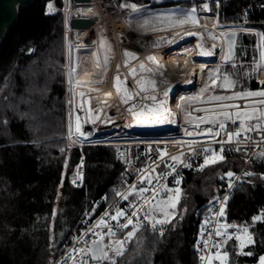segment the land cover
Here are the masks:
<instances>
[{"label":"trees","instance_id":"16d2710c","mask_svg":"<svg viewBox=\"0 0 264 264\" xmlns=\"http://www.w3.org/2000/svg\"><path fill=\"white\" fill-rule=\"evenodd\" d=\"M46 1L32 0L19 7L15 22L0 42V264H52L61 253L60 244L77 230V219L83 218L99 198L105 196L109 203L115 190L122 187L121 170L113 160L110 146L90 145L80 151L70 148L64 138L63 20L59 14L44 15ZM114 3L119 8L126 5L137 8L148 0H114ZM56 4L60 6L61 1L56 0ZM162 5H177L200 13L218 10L213 4L204 5L195 0L164 1ZM253 69L250 63L240 61L227 67L226 71L238 84L232 92H222L220 97L264 91V84L255 81ZM181 121L186 120L181 118ZM80 154L84 158V185L81 189H71L69 178ZM201 166L194 167L182 180L180 201L176 205L179 216L167 223L162 235L138 231L141 247L135 248L130 243L116 264L197 263L192 252L197 218L207 214L211 202L225 190L217 183L218 175L229 169L237 170L239 164L219 160ZM60 186L63 194H69L67 202L72 204L65 215L69 228L61 237L52 234L54 246H50V238H46L49 231L45 223L39 224V219L53 213ZM105 206L100 205L95 213ZM259 209L261 219L247 231L251 237L246 247L248 255L240 256L235 250L228 264L237 261L256 264L264 255V178L253 177L233 192L224 217H251ZM37 239L40 244L35 247ZM232 242L230 239L225 244L229 246ZM35 252L47 258L38 261L32 257ZM23 253H30V257L24 258Z\"/></svg>","mask_w":264,"mask_h":264},{"label":"built area","instance_id":"2783aa9c","mask_svg":"<svg viewBox=\"0 0 264 264\" xmlns=\"http://www.w3.org/2000/svg\"><path fill=\"white\" fill-rule=\"evenodd\" d=\"M60 1V6L56 4V0L46 1L44 15L53 16L59 14L62 16L65 44V58L61 67L65 83L66 134L64 138L68 141L70 148H77L82 151L83 148L89 145L77 144L74 142L73 136L69 135V129H71L69 110L77 112L81 106H90L93 100H91L92 98H86V87L93 89L104 77L107 79L106 85L99 88L98 94L105 96V98L110 93L114 94L117 91L116 87H114L117 76H112L114 64H121L123 62V51L135 53V51L125 47V43L132 41L143 50L142 43L144 44L146 39H141L144 36L135 34L129 29L128 17L132 11L130 7L119 8L115 5L114 0H89V2ZM195 1L204 5H216L218 10L212 13L215 21L211 23L216 24L221 29L216 31V34L222 43L224 39L223 35L227 31H235L238 35L247 34L254 39L255 52L257 56L259 55L260 49L257 39L259 37L258 29H261V37L264 36V0ZM72 18H88L93 20V24L88 29H71L69 21ZM139 36L142 41L141 43L138 42ZM100 40L105 43L107 48V68L98 54ZM199 44L205 50L199 53L200 55L194 57V60L206 63L211 62L214 57L213 53L207 48L208 43L203 40ZM151 46L154 50L157 49L158 51L168 50V47L166 49L164 44L159 45L155 41L152 42ZM222 46L226 47L225 53L228 55V47L224 43ZM261 46L262 52H264V41H262ZM70 48L77 57L75 72L70 68ZM88 48L92 49L91 59L94 62V70L90 79L79 77L77 73L81 61V52L86 51ZM228 60H232V57ZM97 61H99L98 64ZM254 63L256 68L255 80L264 84V66L258 62ZM191 76L195 78V75ZM121 80H124V84H121ZM119 83L120 89L123 91L128 90L123 87V85L128 83L125 78H120ZM195 84L198 85V83ZM72 94L75 95V98L71 100L70 96ZM189 97L191 101L186 106L185 114L189 116L190 120L187 122H181V108L179 104L181 97L176 95L173 100L172 98L166 99L164 103L165 108L160 114L148 117L146 121L136 122L137 128L133 132L124 135H129L127 139H115L114 143L108 145L113 150L114 162L121 170L119 183L122 187L121 189H116L114 199L98 215L83 217L76 222L78 230L69 235L60 244L61 253L54 264H72L71 260L66 261L65 259L68 253L74 248H85L88 244H91L92 240L96 239L92 235L93 230L107 233V227H95L102 218L116 232V236L112 237V240H124V237H121V235L126 231H132L133 226L136 227V231L147 230L149 233L162 235L166 229V225L165 223H157L159 219H157L156 214H159L164 208H168L162 202L167 201L169 195L174 196V193L169 190L179 188L181 195V183L186 173L198 165H203L205 157H211L213 152L222 155V160L236 161L239 166L237 170L229 169L226 173L218 175L217 183L223 185L225 190L211 202L208 213L197 218V236L192 246V252L197 258L196 264H208L207 260L202 261L200 259L202 255L206 257L209 255L214 256L219 250V247H216V245L220 246V242L227 239L229 234L237 235V233L243 232L242 229L244 227L248 229L257 221H254L253 218L261 215V209L253 216L241 219L225 218L224 214L223 216L220 215V209L223 206L225 210L233 192L243 181L253 177L264 178V129H254L244 132L239 136H234L230 143L222 144L220 141L228 139L227 133H234L239 130L240 120L236 118L233 110L245 111L250 109L252 112L253 109H256V115L259 117L260 113L264 112V104H260L259 101L264 98L246 97L222 101H205L199 97ZM222 105H235L238 107L223 108L221 107ZM109 106L116 107L114 104H110ZM217 107L223 108L226 112L233 114L232 119L206 116L207 113L216 111L215 108ZM201 119H208L212 122L201 123ZM233 120L236 122L233 123ZM219 122L225 124L223 130L219 128ZM259 123H264V117L245 121L246 126ZM197 124H199V127H196ZM208 129H212L213 133L219 132L220 134H196L207 132ZM188 132H192L193 135H187L186 133ZM204 149H208V151L205 152ZM172 156H178L180 160L173 161L171 160ZM185 164L189 166L186 167ZM258 166H262L263 168L259 169L257 168ZM153 168L155 171H152ZM142 170L146 171L152 179L151 185L146 181L143 184L140 183L141 175L143 174ZM229 172L233 174L231 177L227 175ZM84 173V158L80 154L69 179L71 188L81 189L83 187ZM177 180L180 181L179 184L176 183ZM132 185H136L137 189L140 187L148 188L149 191L144 193L140 198H137L133 194L127 200L117 195L118 192L125 193ZM153 190L159 191V196L152 200L151 206L144 204L145 197L152 198ZM226 197L227 199L225 200ZM157 203H160V207H154ZM141 205L143 206L141 207ZM137 207L140 208L137 216H131V213ZM116 209H120L125 213L124 217L119 218L120 224L126 223L128 218L133 220V224L129 225L128 228H117V221L109 219V216L115 215ZM106 213H108V216L105 215ZM145 213H150V215L146 217ZM217 229L225 233V235L217 236ZM80 238H83V241H87V244L84 242L77 243V240ZM110 242L108 236H105L104 243L108 244ZM108 251L109 256H111L113 253L110 250ZM84 259L88 261V264L107 263V260L92 262L87 256ZM79 260L80 258L77 257L76 264H79ZM211 264L220 263L218 260L213 259Z\"/></svg>","mask_w":264,"mask_h":264},{"label":"rangeland","instance_id":"374dc122","mask_svg":"<svg viewBox=\"0 0 264 264\" xmlns=\"http://www.w3.org/2000/svg\"><path fill=\"white\" fill-rule=\"evenodd\" d=\"M159 3L161 2L157 0H148V3L137 7L136 11L132 10L128 17V27L135 34L142 35L144 37L154 36V41L159 45L164 44L166 49L167 47L169 49L171 48L170 52L167 53L168 55L170 54L169 58H167L168 61L158 63L157 58L155 59L154 56L151 57L150 53L146 52L144 49L141 52L135 53L123 51V62L121 64H114L115 67L114 71H112V76L125 78V80L128 81V83L123 85V87L131 92V99L126 100L127 102H123L125 101L123 99V93L126 90L123 91L120 89L119 93L116 91L114 94L110 93L106 95L109 101L105 103L106 106L114 104V106H116L115 110H118L121 113L120 115L122 119L119 125H121L122 128L115 131L106 129L97 140H84L83 138L78 139L75 131L76 128L74 120L77 119L76 116L79 117L81 114L83 115V111L81 110L82 112H75L74 110H69V122H71V129H69L71 130V133L69 132V135L73 136L75 143L86 144L89 146H108L114 143L115 139H127L129 135H124L126 133L133 132V130L137 128V125L135 124L136 122L146 121L148 117L160 114L165 108L164 103L166 99L172 98L173 100L176 95L181 97L179 102L181 108V118L186 120L181 122H187L190 120L189 116L185 114L186 106L191 101L189 96L199 97L205 101H215L212 100L211 97L221 96L222 92H232L237 86V79L228 73L226 68L236 65L238 62L233 58L232 60H225V57L227 56L225 53L226 47L222 46L223 43L216 34V31L221 29L219 26L212 23L209 26H204L201 19L205 17L214 22L215 20L213 18V14L209 12H195V23H193V21L187 19L188 14L193 12L192 10H185L181 6L177 5L159 7V5H161ZM125 7H130V5ZM181 20L185 22L181 24ZM194 34H199L203 40L209 44V51L213 53L214 57L211 62L206 63L204 61L194 60V57L200 55L199 53H202L205 50V48L201 47L200 44L198 45L196 41L194 42V38L191 39ZM99 43L100 47L98 54L104 61V65L107 68V63L105 64V57H107L108 60L107 48L104 42L102 46V40H100ZM250 52H252V50H250ZM125 53H128V55L126 56ZM150 57L152 58V62L149 59ZM204 57L206 58L205 54ZM263 61L264 59L261 62ZM76 63L77 57L73 54L72 49L70 48V68L72 71L75 69ZM141 65H143V68H141ZM251 65L254 66L253 75L254 79H256L255 65ZM162 70L164 73H162ZM191 75H195V78ZM199 76L201 79H198ZM225 77H228V79L232 82L230 86L225 85ZM106 82L107 79L104 77L103 80L95 85L93 89L86 87V98L100 96L101 94H98L99 88L105 86ZM195 83H198V85ZM70 97L72 100L75 98V95L72 94ZM153 97H155V100L152 99ZM215 110L216 111L212 113H207L206 116H217L219 118L225 117L220 114L221 112H226L223 108L217 107ZM237 111L241 110H233L234 113ZM247 111L251 113L250 109ZM93 113V115H96L98 111H94ZM110 124H112V122H110ZM104 126L109 128V123H105ZM66 191H69V189L67 188ZM68 198L69 194H63V188L60 186L57 189L55 196L53 213L48 218L39 219V224L44 225L45 223V227L49 231L48 233L46 232V238H50V246H54L52 234L56 233L59 237H61L68 231L69 222L66 220L65 215L70 211L69 205H72L67 202ZM178 203H176V205ZM165 212L169 213V215L166 216ZM181 215H183L182 212ZM176 216H179V210L176 209V206L175 208L169 206L168 208H164L161 212H159V214H156L157 219L167 221L165 222V225H167V223L173 220ZM246 235L247 233L245 234L244 232H239L235 235V240L237 241L239 247L238 250H240L243 247V244H245L244 238ZM236 237H239V239ZM39 241L40 240L37 239L35 247L40 244ZM130 243L133 244L135 248L141 247L142 242L138 231H135L132 238L125 242L123 253L126 251ZM53 253L54 247L52 248V254ZM22 255L26 259L30 257V253H23ZM122 255L114 256V254H112L110 257H113L116 261V259ZM32 257L38 261H41L42 258H47L36 252L32 255ZM216 260H218L221 264L219 259ZM106 264H109L108 260ZM224 264H226V260L224 261Z\"/></svg>","mask_w":264,"mask_h":264},{"label":"snow or ice","instance_id":"6c2138e0","mask_svg":"<svg viewBox=\"0 0 264 264\" xmlns=\"http://www.w3.org/2000/svg\"><path fill=\"white\" fill-rule=\"evenodd\" d=\"M127 6V5H126ZM132 8L133 11H136V7L135 5H131L130 6ZM195 9H193L192 13H189L187 16L188 20L193 21V23H195ZM185 21L181 20L180 23L183 24ZM261 40L264 41V36L261 37ZM102 46H103V41H102ZM125 55L127 56L128 53H125ZM231 56V53L229 52V54L225 57V60L229 59ZM261 57L262 59H264V52L261 53ZM150 60L152 59L151 57L149 58ZM99 63V61H97V64ZM107 63V57H105V64ZM141 68H143V65H141ZM73 72H75V69H73ZM225 80V85L226 86H230L232 84V82L228 79V77L224 78ZM114 87H116L117 92L119 93L120 91V83H119V77L116 78V83L114 84ZM143 90V89H142ZM203 91V90H202ZM166 94V93H165ZM246 97H261L264 98V91H259V92H246L243 94H236L234 96H228V97H220V96H215V97H211L212 100L215 101H222V100H232V99H239V98H246ZM128 99H131V96H128ZM153 100H155V97L152 98ZM123 102H127L126 100ZM260 104H264V99H261L259 101ZM221 107L223 108H229V107H238L235 105H222ZM257 110L253 109L252 112H248L247 110L241 112V111H237L234 115L236 116L237 119L240 120V126H239V130L234 132V133H227L228 139L226 141H220V143H230L232 142V139L234 136H239L244 132H248V131H252V130H261L264 129V123H259V124H255V125H251V126H246L245 121H249V120H253V119H258L260 117H264V112L260 113V116L257 117L256 115ZM221 115L225 116L226 119H232L233 114H230L228 112H221ZM77 120H79V117H77ZM212 121L208 120V119H201V123H210ZM236 121L233 120V123H235ZM196 127H199V124L196 125ZM219 128L221 130H223L225 128V124L223 122H219ZM77 132H79V125H77ZM71 133V130H70ZM187 135H193L192 132H188L186 133ZM197 135H219V132H215L213 133L212 129H208L207 132H200V133H196ZM71 138V136H70ZM245 139H247V137H245ZM191 146V145H190ZM205 152L208 151V149H204ZM163 155V154H162ZM223 156L219 155L216 152H213L211 157H205L204 160V165L201 166V168H203L204 166H207L209 164H215L216 162H218L219 160H222ZM171 160L173 161H179L180 157L178 156H172ZM185 166H189L187 164H185ZM152 171H155V169L153 168ZM142 175H141V179H140V183L143 184L145 181L151 185L152 184V179L149 177V175L147 174L146 171L142 170ZM229 177H231L233 174L231 172H229L227 174ZM249 175H251V173H249ZM158 179V178H157ZM177 184L180 183L179 180L176 181ZM149 189L148 188H144V187H140L139 189H137L136 185H132L130 189H128L125 193H117L118 196H121L122 199L127 200L129 196L135 194L137 198H140L143 196L144 193L148 192ZM170 192L174 193L173 195H169L167 201H163L162 203L165 205V207H172L175 208L176 203L179 202V195H180V189H174V190H169ZM157 196H159V191L157 190H153V196L152 198H144V204H148V205H152V200L155 199ZM227 199V197L225 198V200ZM143 205H141L142 207ZM154 207H160V203H157ZM140 211V208L137 207L135 208V210L131 213V216L135 217L137 216L138 212ZM224 214V208L223 206L220 209V215L223 216ZM106 216H108V213L105 214ZM125 213L123 211H121L120 209H116L115 211V215H111L109 216V219L112 221H117L116 227L117 228H128L129 225L133 224V220L131 218L127 219L126 223L120 224L119 223V218L124 217ZM150 215V213H145V216L148 217ZM165 215H169V213L165 212ZM261 217L257 216L254 217L253 220H260ZM167 222L166 220H158L157 223H165ZM96 228H104L107 227L108 231L107 233H102V232H97L95 230H93L92 235L94 237H96V239H93L91 244H88L87 247L85 248H80V249H76L74 248L72 251H70L67 255V257L65 258L66 261L67 260H71L72 264H76L77 262V257L80 258L79 260V264H88V261L84 259V257H89L91 260L93 261H104V260H108L109 264H116L115 260L113 259V257L109 256V251L110 250L114 256H120L123 253V248H124V244L127 240L131 239L132 236L134 235L135 231H136V227L133 226V230L127 233V236L125 237V240H112V237L116 236V232L113 231L112 226L108 225L107 221L105 219H101L97 225L95 226ZM227 227V226H224ZM242 231L246 234L248 229L247 227H244L242 229ZM216 235L217 236H221V235H225V233H222L219 229H217L216 231ZM105 236H108L109 240L111 241L108 244L104 243V238ZM237 239H239V237H236ZM249 241L251 240V237H248ZM80 242H84L87 244V241H83V238H80L77 240V243ZM216 247H219V245H216ZM107 249V250H106ZM227 258V253H224L223 255H221L219 252H217L214 256L209 255V256H201L200 259L202 261L207 260L208 264H211V261L213 259H219L221 261V264H224V261ZM260 264H264V256H262L260 258Z\"/></svg>","mask_w":264,"mask_h":264},{"label":"bare ground","instance_id":"6f19581e","mask_svg":"<svg viewBox=\"0 0 264 264\" xmlns=\"http://www.w3.org/2000/svg\"><path fill=\"white\" fill-rule=\"evenodd\" d=\"M201 19H202L204 26L211 25L212 21H210V19H207L205 17H203ZM208 28H210V27H208ZM193 38H194V42L196 41L197 44L203 42V39L201 38V36L199 34L192 35L191 39H193ZM141 39H146V42L144 44L142 43L143 48L146 52L150 53L151 57L154 56L155 59L157 58L158 63L159 62L163 63V62L168 61L167 58H169L170 54L168 55L167 53L170 52L171 48L170 49L168 48L169 51L168 50L158 51L157 49L154 50L153 47L151 46L152 42L154 41V36H151L149 38L141 37ZM141 39L139 36V39H138L139 43L142 42ZM207 48L209 50V48H210L209 44H208ZM91 50H92L91 48H88V49H86V51L81 52V63L79 64V69L77 72L79 77L90 79V77L92 76V73L94 70V62L91 59L92 58ZM151 62H152V59H151ZM163 70H162V73H164V71H165V70L164 71ZM119 79H120V77H119ZM121 79H123V78H121ZM198 79H201V77L199 76ZM121 84H124V80H121ZM128 96H131V92L126 90L123 93V99L128 100ZM91 100H93V101L90 103V106H88V107L87 106H81L78 110V111H81V110L83 111V115L81 114L79 116V120H77V119L75 120V128H76L75 131H76V135H77L78 139L83 138V139H91V140L96 139L97 140L99 138V136L102 133H104V130H106V129L115 131L117 129L122 128L121 125H119L120 121L122 119L121 115H120L121 113L118 110H115V108L113 106H108L109 107L108 108L106 105H104L105 103L108 102V99L105 98V96L94 97ZM102 103H103V105H102ZM94 111H98V113H96V115H93ZM76 118H77V116H76ZM110 122H112V124H110ZM105 123H109V126H108L109 128L104 126ZM77 125H79V132H77ZM78 220L79 219H77V221ZM76 222H75V225H76ZM77 230H78V227H77ZM57 258L53 261L52 264L55 263Z\"/></svg>","mask_w":264,"mask_h":264},{"label":"crops","instance_id":"0c3cea01","mask_svg":"<svg viewBox=\"0 0 264 264\" xmlns=\"http://www.w3.org/2000/svg\"><path fill=\"white\" fill-rule=\"evenodd\" d=\"M157 1H160V0H157ZM161 3H159V4H161V5H159V7H161V6H163V7H167V6H165V5H162V3L164 2V1H160ZM258 34H259V37H258V39H257V44H258V47H259V49H260V53H259V55L257 56L256 55V52H255V42H254V39L251 37V36H249V35H247V34H241V35H238V37H237V41H236V44H235V47H234V49H233V56H232V58L233 59H235V61H240V63H251V64H254L255 65V63L254 62H258V63H262V65H263V62H261L262 60H261V53H262V46H261V43H262V40H261V29H258ZM250 50H252V52H250ZM251 58H254V61H249ZM261 60V61H260ZM249 61V62H248ZM256 82H258V81H256ZM259 83V82H258ZM262 84V83H261ZM85 174V173H84ZM70 179V178H69ZM83 185H84V183H83ZM69 186H70V184H69ZM71 188V187H70ZM71 189H73V188H71ZM116 191V190H115ZM114 196H115V192H114ZM114 199V198H113ZM112 201V200H111ZM110 201V202H111ZM109 202V203H110ZM105 204L106 206L109 204L108 202H106V198H105V196H103V197H101V198H99L97 201H95L93 204H92V208H91V210L89 211V212H87L86 213V211H85V216L84 217H94V216H96V215H98L99 213H95V210L100 206V205H102V204ZM108 203V204H107ZM105 206V207H106ZM139 231H141V230H139ZM241 233V232H240ZM127 235V234H126ZM125 235V236H126ZM125 236H124V238H125ZM234 236V237H233ZM231 235V234H229L228 236H227V239H225L224 241H222V242H220V246H219V250H218V252L220 253L221 252V254L223 255L224 253H227V258H226V264H228V260H229V258H230V256H231V254L233 253V251H235L236 250V253L237 254H239L240 256L242 255V256H247L248 255V252L246 251V247H248L249 246V244H250V241H249V239H248V237H250L249 236V234L247 233V235H246V237L244 238V242H245V244H243V247L240 249V250H238L239 249V247H238V244H237V241L235 240V235ZM230 239H232L233 240V242L229 245V246H227L225 243L227 242V241H229ZM225 244V245H224ZM225 246V247H224ZM262 256H264V255H262ZM261 256V257H262ZM260 257V258H261ZM260 258L258 259V261H257V263L256 264H260ZM236 264H243V262H239V261H237L236 262Z\"/></svg>","mask_w":264,"mask_h":264},{"label":"water","instance_id":"95a60500","mask_svg":"<svg viewBox=\"0 0 264 264\" xmlns=\"http://www.w3.org/2000/svg\"><path fill=\"white\" fill-rule=\"evenodd\" d=\"M32 0H0V42L6 33L7 29L15 22L18 15V8L30 3ZM74 2H89V0H73ZM172 1V0H160ZM93 20L88 18H72L69 21L71 29H88L92 26ZM223 43L228 47V52L233 56L238 34L235 31H227L223 35ZM125 47L135 52H141V47L130 41L125 43ZM92 262H97L93 261Z\"/></svg>","mask_w":264,"mask_h":264}]
</instances>
